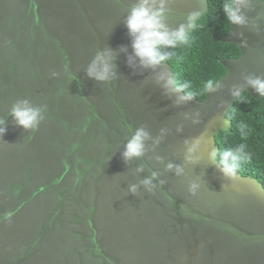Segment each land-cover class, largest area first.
Masks as SVG:
<instances>
[{
	"label": "water",
	"instance_id": "obj_1",
	"mask_svg": "<svg viewBox=\"0 0 264 264\" xmlns=\"http://www.w3.org/2000/svg\"><path fill=\"white\" fill-rule=\"evenodd\" d=\"M139 2L0 0V264H264V187L225 175L215 142L236 98L261 97L248 80L264 79V0L230 23L221 41L240 54L218 60L202 100L173 87L168 62L135 57L125 19ZM161 2L170 31L208 10ZM105 54L110 78L89 77ZM20 101L40 109L35 129L13 118ZM138 129L143 155L125 160Z\"/></svg>",
	"mask_w": 264,
	"mask_h": 264
},
{
	"label": "trees",
	"instance_id": "obj_2",
	"mask_svg": "<svg viewBox=\"0 0 264 264\" xmlns=\"http://www.w3.org/2000/svg\"><path fill=\"white\" fill-rule=\"evenodd\" d=\"M208 10L196 21L192 31L190 45H177L167 49L173 53L168 62L173 79H178L187 95L202 100V85L212 79L217 81L225 72L219 63L220 58H233L240 54L239 48L231 42H223V35L229 33L230 23L223 11L225 0H207ZM178 77H177V76ZM226 117L231 124L227 130L215 135L219 147L217 160L222 164V154L230 151L237 157L236 163L241 175L256 176L264 185V97L254 98L247 91L235 99ZM241 125L243 129L241 130ZM244 145V152L237 149Z\"/></svg>",
	"mask_w": 264,
	"mask_h": 264
},
{
	"label": "clouds",
	"instance_id": "obj_3",
	"mask_svg": "<svg viewBox=\"0 0 264 264\" xmlns=\"http://www.w3.org/2000/svg\"><path fill=\"white\" fill-rule=\"evenodd\" d=\"M248 3L249 0H225L222 7L228 22L236 25L245 24V17L241 14V8ZM163 10V2H161V6L158 9H154L149 6V0H140L130 10L125 19V27L132 38L133 53L143 66H153L163 61H169L173 53L166 51L167 49L176 48L177 45H190L192 38L186 31V27H191V22L200 15L198 12L190 13L188 16L189 24L187 26L182 24L176 30L170 31L163 23ZM109 61L110 54L97 56L87 70L88 76L98 81L108 80L112 75ZM170 83L177 90L184 87L179 83L178 79H173ZM213 83L214 80L210 79L207 83L203 84L200 89V95L203 96L207 90L211 89ZM248 83L257 93L264 97V79H249ZM191 96V92L187 93V98ZM11 114L17 125L24 129H35L41 118L40 109L30 107L27 101H20L15 104L11 110ZM2 123L0 121V124ZM242 129L243 125H241ZM5 131V128L0 127V136ZM146 138L147 133L143 129H138L135 132L125 145V151L122 154L125 160L143 155L144 140ZM192 150L189 149L190 152ZM237 152L243 153L244 145H240ZM222 157L225 175L230 177L235 176L239 170L236 163L237 157L230 151H225ZM168 167L171 168L172 165ZM143 183L148 185L150 184V180L146 179ZM191 187L195 189L196 185H192ZM131 191H136L135 186H132Z\"/></svg>",
	"mask_w": 264,
	"mask_h": 264
},
{
	"label": "flooded vegetation",
	"instance_id": "obj_4",
	"mask_svg": "<svg viewBox=\"0 0 264 264\" xmlns=\"http://www.w3.org/2000/svg\"><path fill=\"white\" fill-rule=\"evenodd\" d=\"M244 176H249V175L244 174ZM250 177H252V176L250 175ZM253 178H255L258 182H260L262 184V186L264 187V185L260 179H258L256 176L255 177L253 176Z\"/></svg>",
	"mask_w": 264,
	"mask_h": 264
}]
</instances>
